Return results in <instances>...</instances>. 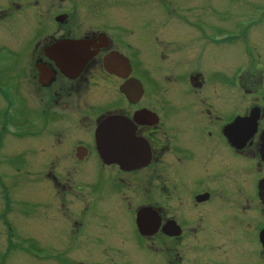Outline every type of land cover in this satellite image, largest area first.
Masks as SVG:
<instances>
[{
    "label": "flooded vegetation",
    "instance_id": "obj_1",
    "mask_svg": "<svg viewBox=\"0 0 264 264\" xmlns=\"http://www.w3.org/2000/svg\"><path fill=\"white\" fill-rule=\"evenodd\" d=\"M0 0V264H264V0Z\"/></svg>",
    "mask_w": 264,
    "mask_h": 264
},
{
    "label": "rangeland",
    "instance_id": "obj_2",
    "mask_svg": "<svg viewBox=\"0 0 264 264\" xmlns=\"http://www.w3.org/2000/svg\"><path fill=\"white\" fill-rule=\"evenodd\" d=\"M243 1L244 0H236V1H231L229 2V5L227 7H229V10L226 12V16H229L227 13L230 11V10H233V9H237V8H240L243 12L245 11V7H243ZM257 24H258V29L259 30H262V28L264 29V15L257 20Z\"/></svg>",
    "mask_w": 264,
    "mask_h": 264
}]
</instances>
